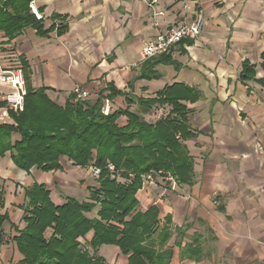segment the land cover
<instances>
[{
  "label": "crops",
  "instance_id": "1",
  "mask_svg": "<svg viewBox=\"0 0 264 264\" xmlns=\"http://www.w3.org/2000/svg\"><path fill=\"white\" fill-rule=\"evenodd\" d=\"M48 5L52 9L46 11ZM42 7L45 29L66 25L68 30L41 37L29 27L12 40L0 31V70L23 69L25 57L32 87L47 88L61 106L77 88L88 91L93 101L112 83L132 99L130 110L149 123L158 121V108L168 116L172 106L145 110L138 105L140 98H157L174 84L192 88L197 99L181 103L194 134L184 142L195 161L194 183L174 189L171 182L146 185L137 194L139 210L156 205L161 223L171 216L173 227H182L184 235H201L202 258L196 261L182 257L191 240L175 233L166 247L173 250L170 264H264V0H160L156 8L166 11L160 28L192 23L197 11L205 24L198 39L169 53L173 63L153 68L157 79L147 78L154 73L146 70L154 60L141 55L144 43L159 31L144 0H45ZM245 62L253 66L255 79L240 77ZM141 75L145 77L139 79ZM13 91L0 83V125L15 124L6 103ZM111 103L112 111L127 108L123 96ZM119 124L126 125L127 119L120 118ZM19 139L13 134V142ZM89 180V168L76 167L67 158L58 171L35 167L30 173L14 164L10 152L0 159V211L10 217L2 228L0 264L23 259L13 238L16 227L26 226L21 209L26 189L44 184L60 206L67 198L77 199L75 194L87 201ZM51 234L48 230L46 236ZM112 253L109 264H127L118 247Z\"/></svg>",
  "mask_w": 264,
  "mask_h": 264
},
{
  "label": "trees",
  "instance_id": "2",
  "mask_svg": "<svg viewBox=\"0 0 264 264\" xmlns=\"http://www.w3.org/2000/svg\"><path fill=\"white\" fill-rule=\"evenodd\" d=\"M29 5L30 0H0V31L9 39H15L29 27L41 37H48L56 29L54 25L45 29ZM54 18L66 19L61 15ZM67 30L64 25L56 32L62 36ZM151 60L154 61L146 70L154 73L148 79L159 77L153 70L158 64L173 63L169 54ZM21 62L27 90L24 110L8 108L15 124L0 125V159L10 152L14 164L30 173L35 167L43 172L58 171L61 159L67 158L76 167L89 168L94 184L87 188V201L67 198L60 206L53 203L51 191L44 184L25 190L27 202L22 220L26 226L16 227L17 235L13 238L23 256L17 264H108L98 255L104 245L118 247L128 258L127 264H170L173 250L166 247L175 233L191 240L182 249V257L199 261L201 235H184L182 227H173L171 216L161 223L159 208L153 205L143 212L137 198L143 188L142 176L150 172L170 174L178 185H193L195 161L184 142L194 134L188 125L189 111L181 100L195 101L198 94L192 88L174 84L157 98H140L138 105L145 110L157 104L172 106L167 117L149 123L130 110L132 99L112 83L100 91L97 100L75 102L71 94L61 106L47 94V88L32 87L29 62L25 57ZM262 66L264 69V62ZM240 77L244 81L255 79L253 66L245 62ZM121 96L126 98L127 108L104 115V99L111 101ZM123 117L127 124L121 126L119 119ZM15 133L20 139L13 142ZM109 163L121 179L109 171ZM93 167L101 171L98 179L93 176ZM94 211L97 216L91 218L89 214ZM7 222L10 223L9 215L0 211V245L2 228ZM48 230L52 232L50 237L46 236ZM90 234L92 238L87 240ZM81 239L87 240L92 252L82 246Z\"/></svg>",
  "mask_w": 264,
  "mask_h": 264
},
{
  "label": "built area",
  "instance_id": "3",
  "mask_svg": "<svg viewBox=\"0 0 264 264\" xmlns=\"http://www.w3.org/2000/svg\"><path fill=\"white\" fill-rule=\"evenodd\" d=\"M45 0H30V10L38 21H43L45 19L41 12V4ZM149 8L153 12V25L159 29L158 34L151 38L149 41L144 43L141 55L144 59L158 58L162 55L169 54L173 49L179 46L186 40H195L201 36L204 28V17L201 11H197V16L192 23H184L176 27H167L165 29L160 28L159 19L166 15V11L158 10L156 7L159 5L160 0H144ZM186 9H190L189 6H185ZM195 8V7H194ZM0 83L9 84L12 86L14 91L9 94L6 98L8 108L16 112H22L24 110L25 96H26V81L24 78L22 68H11L0 70ZM75 96V102H83L90 99V93L86 90L77 88L73 91ZM112 111V103L109 99H104L102 113L104 115H109ZM158 120L165 118L166 111L164 108H158L156 113ZM109 171L113 176H120L117 173L115 166L112 163L108 164ZM93 176L98 179L100 175V169L93 167ZM119 178V177H118ZM143 187L146 185L165 184L167 182L173 183L172 189L176 187V182L170 174H162L150 172L144 176ZM1 233V229H0ZM1 239V237H0ZM0 255H1V245H0Z\"/></svg>",
  "mask_w": 264,
  "mask_h": 264
},
{
  "label": "rangeland",
  "instance_id": "4",
  "mask_svg": "<svg viewBox=\"0 0 264 264\" xmlns=\"http://www.w3.org/2000/svg\"><path fill=\"white\" fill-rule=\"evenodd\" d=\"M51 9H52V6L51 5H48L47 8H46V11H49ZM51 97H54V95H51ZM89 179H90L89 180L90 181V184L89 185H93L94 183L92 181L93 179H92V176L90 175V172H89ZM119 179H121L120 176H119ZM166 184L167 183L160 184V185H163L164 186ZM77 193H80V192H77ZM75 196H76V198L78 200L79 199V194H75ZM25 205L21 206V209L23 211H24ZM89 216L90 217H95L96 216V211H94L93 213H90ZM5 225H7V224H5ZM80 241H81L83 247L89 249L90 252H92V250L88 246V242H86L87 240L81 239ZM113 247L114 246H112V245H104V246L100 247L99 250H98V255H100L101 258H104L108 264H109V261L112 260L111 257L113 256V253H112L113 252Z\"/></svg>",
  "mask_w": 264,
  "mask_h": 264
}]
</instances>
